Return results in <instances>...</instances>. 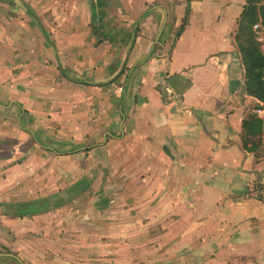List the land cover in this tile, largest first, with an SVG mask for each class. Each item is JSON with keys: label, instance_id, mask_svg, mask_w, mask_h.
<instances>
[{"label": "crops", "instance_id": "crops-1", "mask_svg": "<svg viewBox=\"0 0 264 264\" xmlns=\"http://www.w3.org/2000/svg\"><path fill=\"white\" fill-rule=\"evenodd\" d=\"M43 1L0 0V264H264V204L247 197L264 123L244 137L259 100L236 42L247 1L117 0L127 34L90 57ZM51 132L74 139L73 171L35 157L61 153ZM57 180L73 202L45 198Z\"/></svg>", "mask_w": 264, "mask_h": 264}, {"label": "rangeland", "instance_id": "rangeland-1", "mask_svg": "<svg viewBox=\"0 0 264 264\" xmlns=\"http://www.w3.org/2000/svg\"><path fill=\"white\" fill-rule=\"evenodd\" d=\"M45 2V7L43 9V15L46 16L53 28H58L60 22L62 23L64 21L65 15L70 16L68 19L65 21L66 24L69 26L68 30V38H67V45L69 46H78L82 48L83 50V55L84 56H91V51L93 49L92 45L95 46L94 50L96 48H99L102 44H105V42L109 41L110 46L113 47L114 49L117 48L116 45L121 43L123 41V36L127 34L125 31V21H123L122 14L120 13V6L118 5L117 0H98L97 2H100V7L99 11L101 12V15L103 17V20L101 24H93L89 25L90 21V14H91V5L94 6V11H95V4L97 3L94 0H44L43 3ZM42 5V4H41ZM40 6L43 8V6ZM44 5V6H45ZM40 8V9H41ZM251 12V15L253 16V20L251 23V28L253 31L252 25L254 22H259L262 23L264 26V7H261L260 10H255V12L252 10V8L249 10ZM70 19V20H69ZM100 26V27H98ZM97 28H99L100 34L97 32ZM90 29H92V35L90 33ZM254 32V31H253ZM103 35H102V34ZM67 34V33H66ZM102 35V36H101ZM255 37V35H254ZM62 38V37H60ZM259 44V43H258ZM109 46V45H108ZM261 52L263 53L264 49H261V46L259 45ZM93 50V51H94ZM106 51V49H105ZM117 55L119 52H116ZM89 93L84 89L83 91V103L86 102V98L88 97ZM101 96H103L100 93ZM104 97V96H103ZM102 98L100 97V101ZM101 114V113H100ZM88 130L84 131L82 133H78L77 135L80 136V140L83 141L84 146H90L91 144H94L95 142L90 140L91 136V123L94 122V120L91 121V118H88ZM103 126H105V122L102 123ZM76 134V133H75ZM41 139L44 141V143L48 147L55 148L61 153L58 152H46L43 153L40 150L35 149V157L36 158H47L50 157L52 159L54 158H62L66 160L67 163V168L71 169V171L74 170V162L70 161V158H74V152L72 150V145L74 144V139H72L71 146L68 145V147L60 145V142H64L61 139V136L65 137L66 134L58 133V132H51L49 134L44 133L40 134ZM69 136V135H67ZM86 151H90V149H82L76 152L82 154L76 155V156H81L84 162V169L88 167L89 172H94L95 169L91 168L86 164V159L89 158L90 154L86 153ZM50 167L53 169H58L60 165L56 164L53 165L52 163L50 164ZM106 168H102V170H105ZM68 178V181H66V186H69L68 188H72L73 184L75 183L73 178ZM60 180L51 182V190L55 191V193L51 194V196H48L45 198L51 197L52 199L50 200L52 204L58 203L59 200L66 201L67 203H71L74 201V198H69V197H64L62 189V184H60ZM64 185V184H63ZM46 187V186H45ZM61 191H58V190ZM43 197H39V199L36 200L37 202L42 203ZM35 203V202H33ZM32 203V204H33ZM63 203V202H62ZM31 204V203H28ZM25 203H20L19 206L20 208L25 207Z\"/></svg>", "mask_w": 264, "mask_h": 264}, {"label": "trees", "instance_id": "trees-1", "mask_svg": "<svg viewBox=\"0 0 264 264\" xmlns=\"http://www.w3.org/2000/svg\"><path fill=\"white\" fill-rule=\"evenodd\" d=\"M246 1L248 3V7L240 21L236 42L246 70L247 93L258 100L264 101V55L262 54L259 44L254 37V33L251 28L253 16L249 11L251 8L254 12L255 10H260L261 7H264V0ZM100 6V2H97L95 4L96 9L94 11V20L98 25L101 24L103 20L101 12L98 10ZM257 22H254V24ZM97 29L99 30V28ZM243 128L244 137H256L261 135L263 124L256 115H250L243 121ZM25 207H27V205Z\"/></svg>", "mask_w": 264, "mask_h": 264}, {"label": "built area", "instance_id": "built-area-1", "mask_svg": "<svg viewBox=\"0 0 264 264\" xmlns=\"http://www.w3.org/2000/svg\"><path fill=\"white\" fill-rule=\"evenodd\" d=\"M253 33L257 43L264 49V26L262 23L257 22L253 25ZM264 55V50H263ZM258 108L256 110L257 117L264 123V101L259 100ZM247 197L254 199L262 204H264V182H261L254 187L250 188Z\"/></svg>", "mask_w": 264, "mask_h": 264}, {"label": "water", "instance_id": "water-1", "mask_svg": "<svg viewBox=\"0 0 264 264\" xmlns=\"http://www.w3.org/2000/svg\"><path fill=\"white\" fill-rule=\"evenodd\" d=\"M94 1H96V2H97L98 0H94ZM12 257H15V256H13V255H12ZM15 258H16V257H15Z\"/></svg>", "mask_w": 264, "mask_h": 264}]
</instances>
